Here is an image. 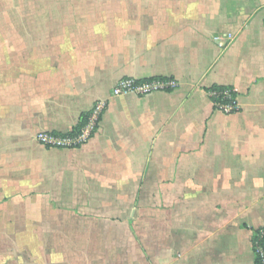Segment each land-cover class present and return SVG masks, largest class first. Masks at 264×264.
<instances>
[{
    "label": "crops",
    "instance_id": "1",
    "mask_svg": "<svg viewBox=\"0 0 264 264\" xmlns=\"http://www.w3.org/2000/svg\"><path fill=\"white\" fill-rule=\"evenodd\" d=\"M261 226L264 0H0V264H254Z\"/></svg>",
    "mask_w": 264,
    "mask_h": 264
},
{
    "label": "built area",
    "instance_id": "2",
    "mask_svg": "<svg viewBox=\"0 0 264 264\" xmlns=\"http://www.w3.org/2000/svg\"><path fill=\"white\" fill-rule=\"evenodd\" d=\"M176 86L174 79L149 78L134 79L125 77L120 79L112 88L115 96L133 93L137 96H145L153 92L171 90ZM209 95L216 109L224 113H232L237 110L236 95L230 87H213L209 89ZM107 102L96 101L86 113L85 121L78 129L67 134L41 132L37 135V141L46 147H77L87 142L99 130L101 118ZM251 243L254 255V264H264V226L251 230Z\"/></svg>",
    "mask_w": 264,
    "mask_h": 264
},
{
    "label": "trees",
    "instance_id": "3",
    "mask_svg": "<svg viewBox=\"0 0 264 264\" xmlns=\"http://www.w3.org/2000/svg\"><path fill=\"white\" fill-rule=\"evenodd\" d=\"M85 118H86V114H84V115L81 116V119H80L78 125L75 127V129L73 131H75L76 129H78L79 125H81L85 121Z\"/></svg>",
    "mask_w": 264,
    "mask_h": 264
}]
</instances>
